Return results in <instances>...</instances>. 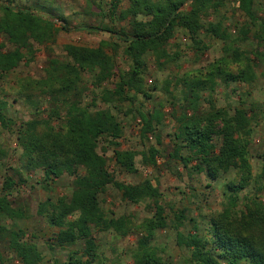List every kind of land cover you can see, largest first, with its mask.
Returning a JSON list of instances; mask_svg holds the SVG:
<instances>
[{"label": "trees", "instance_id": "obj_1", "mask_svg": "<svg viewBox=\"0 0 264 264\" xmlns=\"http://www.w3.org/2000/svg\"><path fill=\"white\" fill-rule=\"evenodd\" d=\"M230 1L248 20L235 38L230 37L222 23L206 22ZM89 3L93 5L92 0ZM126 3L118 14L121 21H127L125 31L95 28L107 32L117 42L101 40L94 48L66 44L65 60H48L43 78L20 83L19 98L32 107L34 115L21 122L15 133L21 162L18 168H9L4 173L0 218L23 221L28 217V209L12 198L15 187L26 182L23 172H39L46 186L66 174L73 178L70 194L49 197L38 203L35 210L37 217L55 229L49 250L68 251L65 259L54 258L49 264H95L98 247L94 231L113 232L120 238L135 234V249L130 254L132 264H161V251L152 242L155 232L168 226L176 232V246L188 252L184 264H264V202L259 197L264 189V166L258 175L253 173L249 150L253 116L242 107L232 113L218 108L213 99L220 82L227 85L253 81L250 53L240 49V45L255 43L261 52L256 50L253 57L264 58V10L258 14L256 0H126ZM115 9L113 5L110 14L114 15ZM56 21L64 25L58 28ZM65 29L61 18L16 8L9 1L0 0V37L5 43L0 44V78L30 64L35 46L54 44L58 33ZM178 32L187 37L195 53L208 50L201 34L222 42L223 56L203 72L163 82L164 92L179 91V98H173L179 113L172 115L177 126L164 150V158L179 162L191 178L204 173L216 180L230 171L237 175L235 182L224 186V205L209 216L203 234L198 232L188 209L168 218L161 203L162 194L150 180L136 184L117 181L108 170L105 156L106 150H111L115 165L128 174L137 173L136 159L144 167L157 166L161 140L155 132L164 116L162 106L161 110L148 111L138 99L150 97L145 88V57H152L159 67L176 61L179 54L176 50L170 53L168 47ZM118 42L123 44L121 53L128 68L116 73L114 56ZM43 99L48 109L46 118H41ZM202 102L207 104L205 109ZM134 104L137 107L131 109L129 106ZM7 107L8 103L0 100L3 127L9 125L3 112ZM132 112L140 122V151L120 149L119 116ZM149 136L154 137V145ZM3 157L0 150V162ZM252 184L254 195L241 198V192ZM108 187L118 191L129 204H143L152 211L151 216L136 224L131 216L108 215L100 204V196ZM193 223V231L181 230L185 224ZM32 240L34 236L28 238L22 229L0 224V245L12 252L19 264H44V257Z\"/></svg>", "mask_w": 264, "mask_h": 264}, {"label": "rangeland", "instance_id": "obj_2", "mask_svg": "<svg viewBox=\"0 0 264 264\" xmlns=\"http://www.w3.org/2000/svg\"><path fill=\"white\" fill-rule=\"evenodd\" d=\"M9 1L16 8H25L35 13L52 18H61L65 21L66 28L58 33L55 43L48 46H35L33 61L28 65H21L13 72L0 78V100L8 103L4 112L9 125L3 127L0 124V150L4 154L0 164V188L5 176V171L9 168H18L21 160V150L16 144V131L23 121L33 118L32 107L20 99L18 94L21 82L32 83L45 76L47 61L50 59L65 60L63 46L73 44L76 46L94 48L101 40L117 42L110 34L95 28L108 27L116 31H125L127 21H121L118 14L126 8V0H1ZM116 5L115 14H110L111 7ZM258 14L264 10V0H256ZM56 20V19H55ZM206 22H220L226 28L230 37H238L239 28L248 23L247 18L236 8L232 1L207 18ZM56 27L60 28L64 23L56 21ZM204 45L208 50L195 53V49L187 37L178 32L175 38L170 41L168 47L171 52L177 51L179 58L174 62L163 63L161 67L150 56L145 57L146 74L145 88L150 95L149 99L139 97L138 102L143 107L151 111L160 109L164 114L163 119L156 127V134L160 136L159 146L160 156L155 168L144 167L136 159L137 173L128 174L120 170L114 163L111 150H106L105 156L108 160V170L115 179L124 184H136L144 179L151 181L162 194L161 203L166 210L169 219L173 213L188 209L191 216L196 220L198 232L205 233L209 216L220 211L224 205L222 190L227 183L235 182L237 175L235 171H230L218 176L216 180L209 179L204 173L195 175L192 178L183 169L179 162H169L164 158V150L169 145L171 136L175 132L176 122L172 115L179 113L176 101L179 91L166 93L163 90V82L168 78H179L184 74H195L203 72L205 68L218 61L222 56V42L214 37L201 34ZM5 44L0 37V44ZM119 48L115 54V71H124L128 68V61L122 56L123 44L118 42ZM176 45V46H175ZM240 49L250 53L252 60V71L254 79L248 84L241 82H230L225 85L219 83L213 96L214 103L218 108H224L230 113L237 107L244 108L247 113L253 116L252 133L250 138V163L255 175L261 172L264 166V58L255 59L253 53L257 50L256 44L246 42L240 45ZM110 54V52H109ZM234 69V68H233ZM234 72V70H232ZM110 86V84H106ZM153 86H156L155 88ZM203 97H207L203 93ZM179 98V97H178ZM16 99L17 101H14ZM175 105V106H173ZM46 100L41 101V118H46ZM101 108V105H98ZM135 109L137 104L129 106ZM207 104L202 102V109ZM251 110V111H249ZM174 115V116H175ZM119 120L122 126V136L119 140L121 150L140 151L142 149L139 138L140 122L136 114L132 112L127 116L120 115ZM57 124V122H54ZM150 143L155 144L153 136H149ZM25 184L18 185L12 192V198L19 205L28 209V217L23 221L8 220L0 218V224L9 228H20L26 232L28 238L34 236L32 240L38 246L44 257V264H49L55 258L59 261L65 259L68 251L61 249L49 250L50 238L53 237L55 229L51 228L45 219L37 217L35 210L38 203L47 198L68 196L72 190L73 178L62 175L57 179L49 181L47 186L43 183L39 172L25 173ZM264 184V183H263ZM255 193V186L252 184L241 192L240 197H250ZM264 202V189L259 194ZM102 209L110 216H131L135 223H141L143 219L149 218L152 211L145 209L143 204L132 205L121 198V194L115 189L108 187L100 196ZM193 224H185L182 231H193ZM195 225V226H196ZM205 229V230H204ZM176 232L171 226L163 230H157L154 234L153 244L159 248L161 253V264H184L188 252L176 246ZM93 236L98 247V257L95 264H132L131 253L135 249L137 235L132 234L126 238H120L113 232L94 231ZM0 254L2 262L0 264H19L13 253L1 244Z\"/></svg>", "mask_w": 264, "mask_h": 264}]
</instances>
